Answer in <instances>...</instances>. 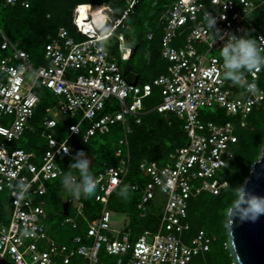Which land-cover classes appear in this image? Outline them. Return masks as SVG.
Here are the masks:
<instances>
[{
    "label": "built area",
    "instance_id": "built-area-1",
    "mask_svg": "<svg viewBox=\"0 0 264 264\" xmlns=\"http://www.w3.org/2000/svg\"><path fill=\"white\" fill-rule=\"evenodd\" d=\"M0 1L29 6L23 0ZM124 1L127 7L120 15L108 0L90 4L93 9L100 7L102 23L95 22L91 10L82 17L78 10L85 5H76L74 34L61 26L56 35L48 36L40 64L0 26V264H75L79 258L99 264L102 252L112 256L114 264H197L212 248L215 237L205 230L191 234V200L204 193L220 195L228 188L229 181L221 173L235 157L237 130L242 127L230 118L248 120L264 106V89L258 82L264 68L247 74L252 91L226 79L220 57L210 56L220 50L222 40L207 28L204 16L208 12L216 16V27L223 33L249 32L264 52V35L247 26L264 0H173L159 18L164 30L161 57L168 63L167 71L143 84L126 76L121 62L131 58L132 48L125 33L116 30L132 28L126 20L136 5L158 1ZM111 36L118 38L117 56L101 43ZM154 37V31L148 32V40ZM28 73L34 76L32 83L27 81ZM37 86L54 100L42 120L41 154L13 145L28 129L36 132L30 123L43 100ZM214 105L215 113L203 111L202 107ZM153 111L175 114L184 122L188 140L171 151L163 164L147 158L140 161L139 176L132 178L130 134ZM60 115L67 119L60 121ZM63 124L69 133L60 137ZM115 126L123 134L115 147L118 160L104 162L95 175L99 183L92 197L101 208L88 215L83 196H69L74 213H63L60 226L79 229L81 220L85 233L60 240L49 224L48 184L69 171L62 159H71L65 151L73 154L70 143L75 137L87 144L97 135L110 134ZM19 180L30 184L23 198L14 191ZM125 185L130 193L139 194L136 208L141 219H153L150 209L157 190L167 196L154 229L136 236L131 224L123 229L112 226L110 202ZM25 230L30 237L22 236Z\"/></svg>",
    "mask_w": 264,
    "mask_h": 264
},
{
    "label": "trees",
    "instance_id": "trees-1",
    "mask_svg": "<svg viewBox=\"0 0 264 264\" xmlns=\"http://www.w3.org/2000/svg\"><path fill=\"white\" fill-rule=\"evenodd\" d=\"M23 1H27L29 6L22 5L21 3H18L16 5H4V3L0 1V26L12 41H21L22 47L28 50L36 63L40 58L43 57L44 50L46 49V44L48 43V36L56 35L59 27L65 26L71 31V33H73L72 17L76 5L86 3L96 5L100 3V0ZM157 1L158 2L156 5H154L153 2L148 1H143L136 5L126 20L127 23L131 24L132 28L130 30H123L121 27H119L116 30V34L121 32L125 33L126 44L132 48L131 58L126 62L125 66V74L130 80L133 78L135 64L139 62L138 60L143 62V67L136 74L135 82L137 83L143 84L149 82L153 78L167 71L168 63L161 57V38L163 36L164 30L163 27L159 26V18L166 10L167 5L170 4L173 0ZM108 3L115 9L117 15L122 14L123 9L127 7L124 0H108ZM93 10L101 9L100 7H98ZM251 23L258 32L264 35V3L253 12ZM150 31L155 32V37L153 40H148L147 38V34ZM101 43L109 50L111 55H117L119 53L118 38L116 36H111L108 39L102 40ZM147 51L149 52L148 57H146V55L144 54ZM2 55L3 53L0 50V58L2 57ZM258 82L260 87L264 89V72L260 75ZM49 102L50 101L46 99L42 100L39 107L35 110V114L31 123H34L33 126L35 127L36 132L28 129L24 134V136L28 137V141L23 145H20V148L25 149L24 146H26L25 150L36 154H41L44 150L45 140L41 136V131L43 129L41 120H43V115L45 114L46 108L51 106ZM262 111V109L254 110L248 117V120L254 121V118L261 116ZM262 117L263 120L259 127H252L251 129H249V147L247 148V146L245 145V138L241 139L239 137V142L235 144V149H238V152L237 154L235 153V157L231 160L235 163V165H228L230 174L233 173L228 180V188H234L244 183L251 169H249L248 163L251 162V167L262 152V144L264 143L263 113ZM218 118L219 117H213L212 119L221 121V118ZM62 128L63 130H65L64 124L60 127L61 131ZM242 129L243 128H241L240 130ZM252 131H254V133ZM115 133H117L118 136H112V134ZM122 135L123 134L120 127L115 126L113 127V130L110 134L101 136L107 137L112 142L117 141L118 143V140ZM97 136L93 137L87 144L81 142L79 139V143L81 142V144L88 146L90 151L89 156L93 160V163L98 158V150L100 151L102 149H95L93 147V143H95L94 140ZM22 139H20L19 141H22ZM187 140L188 137L187 133L184 130V122L175 114H161L158 111L148 113L143 117L141 124H135L133 126V133L130 134V144L132 150L131 170L134 174H139V162L146 158L156 161L159 164H163L167 159L169 153L175 148L185 145L187 143ZM111 141L106 145L101 146L106 147L107 149L109 148L107 153H104V151L100 153V156H102L100 159L102 165L104 162L115 164L118 160ZM78 145L79 144H77L76 141H71L70 146L73 154L79 151ZM243 149L245 150V152L243 151ZM70 160V158L62 159V162L65 161L67 170H69L68 166L70 164ZM59 185L62 187L61 182H59ZM55 186L56 185L52 183L48 184L47 196V198H50V201L53 202L55 207L58 209L57 211L59 213V221L53 225L52 232L58 237V239L68 241V238H72L80 233H85L83 229V222L80 220L79 229L74 230L70 227L62 228L60 226V221L63 217L62 213L60 212H63V207L57 193L55 192ZM220 196L221 194L213 195L210 193H204L191 200V234L200 229L205 231L207 230L206 226L204 227L203 225L198 227L192 221L197 216V212H204L207 207L206 200L208 197L219 198ZM83 199L86 203V213L88 215H93L94 213L92 212L97 211L101 208V204L99 202H95L93 197H83ZM138 199L139 194H134L131 203V207L136 210L135 212L137 214L138 211L136 208V202L138 201ZM234 199L235 197H231L226 203L223 204L221 201L218 202L219 205L217 206L218 208L215 215L216 219L222 223L223 227H225L223 220V210H225V208H227ZM192 202L197 203L198 206L196 207V210H193L194 208L192 209ZM111 206H114L115 209H119L120 211H125L130 208L126 204H121L116 207V205L112 204V200L110 202V207ZM73 213L74 210L73 206L71 205V211L69 214L71 215ZM191 214H193L194 217H191ZM148 219H141L139 218L138 214L137 219H135V221L131 223L132 227L135 230L136 236H138L143 230L149 228L150 222ZM207 233L209 234V232ZM225 244L226 240L223 241L221 249V252L224 255V259H221V261L219 262L215 261L214 258H212V248L209 252H207L209 253L207 255V260L210 264H233L232 258L228 250L226 249ZM107 257L113 258L112 256L107 255L105 252H102L100 264H106L107 262H109L110 260ZM78 264H83V262L81 263L80 260Z\"/></svg>",
    "mask_w": 264,
    "mask_h": 264
},
{
    "label": "clouds",
    "instance_id": "clouds-1",
    "mask_svg": "<svg viewBox=\"0 0 264 264\" xmlns=\"http://www.w3.org/2000/svg\"><path fill=\"white\" fill-rule=\"evenodd\" d=\"M204 20L207 28L215 34L216 39L219 37L222 40L219 55L222 60L224 77L234 85L252 91L254 85L248 83L247 74L264 68V52H262L257 40L249 32L241 35L234 32L223 33L216 27L217 17L209 12L205 14ZM65 152L71 155L68 167L74 171H68L61 176L62 187L75 199L82 196L85 198L94 196L99 181L91 171L88 154L83 150H79L75 154H71L70 149ZM29 188L28 182L19 180L14 191L20 198H23L28 195ZM234 191L235 199L226 209V213L231 219L240 222H255L264 216V196L251 192L246 184L234 187ZM128 194L129 188L125 185L121 188L119 195L126 199ZM22 236L30 237L31 233L25 230Z\"/></svg>",
    "mask_w": 264,
    "mask_h": 264
},
{
    "label": "rangeland",
    "instance_id": "rangeland-1",
    "mask_svg": "<svg viewBox=\"0 0 264 264\" xmlns=\"http://www.w3.org/2000/svg\"><path fill=\"white\" fill-rule=\"evenodd\" d=\"M252 15L253 14H251V16L249 17L250 20L252 18ZM115 17H116V15H115ZM247 26L249 28V31H252L253 25L252 24L250 25V24L247 23ZM115 46H116V44H115ZM148 53H149L148 51L144 53L146 55V57H148ZM219 53H220V50H214V51H212L210 53V56H218V57H220ZM138 61L139 62H137V64H135L133 78L131 79L134 82L136 81L137 72H139L141 70V68L143 67V62L140 61V60H138ZM40 63H43V57L40 58L39 61H37V64H40ZM121 63H122L123 66H126L125 62H121ZM27 81L30 82V83H32L34 81V76L31 73H28ZM36 93L39 96H41L43 100H45V99L48 100L49 98H51L49 92L45 88H43L42 86H37ZM49 101H50L49 103L51 104V106H53L54 103L52 101H54V100L53 99H49ZM202 108H203V111L209 112V113L210 112H214L215 113L217 111V107L215 105L214 106H210V107L205 106V107H202ZM261 109L263 110L261 112V116H258L256 118H254V121H252V120H242V119H239L237 117L230 118V120L234 119V120L238 121L242 125V127H240L237 130V135L241 139L242 138L246 139L245 145L247 146V148L249 147V144H250V141L248 140L249 139V135H250V130L249 129H251L252 127L253 128L259 127L261 122H262V120H263L262 113L264 114V106ZM161 114H165V113H161ZM43 117H44V115H43ZM58 119L60 121H63V120H66L67 117L63 116V115H60L58 117ZM41 122H42V120H41ZM41 122H40V126H41ZM33 125H34V123H30V126H33ZM241 128H243V129L240 130ZM252 132L254 133V131H252ZM68 133L69 132L67 130H63V128H62V131L60 133V137H65V136L68 135ZM112 136L115 137V136H118V135H117V133H115V134H112ZM27 141H28V137L24 136L22 141H14L13 145L15 147H20V145H23ZM73 141H76V143L79 144L78 145L79 146V150H83L89 155L90 151H89L88 146L81 144V142L79 143V138L78 137H75L73 139ZM94 141H95V143H93V147L95 149L102 148L100 151L98 150V152H97V156H98L97 160L93 164H91L92 173L94 175H97L101 170H103V165L100 162V159L102 157V156H100V153L103 152V151H104V153H107V151L109 150V148L107 149L106 147H101V146L102 145H106L111 140L108 139L107 137H103L101 135H98L95 138ZM111 143H112L113 148L115 149L117 141L116 142H112L111 141ZM263 147H264V143L262 144V148ZM24 148L26 149V146H24ZM243 151L245 152L244 149H243ZM235 152L237 154L238 149H235ZM260 155L258 156V158L260 157ZM91 160L92 159L90 158V163H91ZM229 164H230L229 166H231V165L234 166L235 165V163L232 162V161H230ZM250 165H251V162L248 163L249 169L252 167V166L250 167ZM69 171H74V170L69 168ZM221 174L224 176V178L226 180H229L233 173L230 174L229 167H228L226 169H223ZM130 176H132V178H134V177L139 176V174H134L133 171L131 170L130 171ZM59 182H61V179L52 180L51 181L52 184L56 185L55 186V192L57 193V195H58V197L60 199V202L62 204V207H63V212H60V213L69 214L70 211H71V205H72L69 202V196L70 195L64 190L63 187H61L59 185ZM119 192L120 191L116 192L115 195L113 196L112 204L116 205V207L121 205V204H126L130 208H128L125 211H120L119 209H115L114 206L113 207L111 206V209H112L111 222H112V226L113 227L118 228V229H123L124 227H126L129 224H131L132 222H134L135 219H137L138 214L135 212L136 210L133 209V207H131V203H132V199H133L134 194L129 192L128 197L125 199V198H123V197H121L119 195ZM231 197H235V191H234L233 187L225 189L222 192V194H221V196L219 198L208 197L207 200H206V205H207L206 209L204 210V212H200V211L197 212L196 213L197 216L192 221L198 227L203 226V225H204V227L206 226L207 227L206 231L209 232V234H211L213 237H215V240L212 243V249L213 250H212V254L211 255H212V258H214V260L217 261V262L221 261V259H224V255L221 252V249H222L223 241H225V240L227 241V237H226V232L227 231L225 230V227H223L222 223L219 222L216 219L215 213H216L217 208H218L217 206L219 205L218 202L221 201L222 204L226 203L228 201V199H230ZM167 200H168V198H167V196L164 193H162L160 190L156 191V193L154 195V199L152 201L151 209H150V213L153 216V219H148L149 222H150V226H149L150 229H154V227H155V225L157 223V219L160 218L161 215L163 214V211H164L165 205L167 203ZM48 201H49V204H48L47 210L49 211V214H50V223L49 224H50L51 227H53V225L56 224L59 221V213L57 211L58 209L55 207L53 202L50 201V198H48ZM192 205H193L192 209L194 208L193 210H196V207L198 206L197 203L196 202L195 203L192 202ZM6 208H7L6 210H9V208H10L9 205H6ZM227 208H225V210H223L224 226H225L227 218H228V214L226 213V209ZM191 217H194V215L191 214ZM202 220H203V222H202ZM219 253H221V254H219ZM208 254L209 253H206L204 256H201L196 261V263L197 264H210L209 261L207 260V258H208L207 255ZM107 258L110 261H113V258H110V257H107Z\"/></svg>",
    "mask_w": 264,
    "mask_h": 264
},
{
    "label": "water",
    "instance_id": "water-1",
    "mask_svg": "<svg viewBox=\"0 0 264 264\" xmlns=\"http://www.w3.org/2000/svg\"><path fill=\"white\" fill-rule=\"evenodd\" d=\"M243 184L251 192L264 196V147ZM225 228V246L233 264H264V216L255 222H240L228 215Z\"/></svg>",
    "mask_w": 264,
    "mask_h": 264
},
{
    "label": "bare ground",
    "instance_id": "bare-ground-1",
    "mask_svg": "<svg viewBox=\"0 0 264 264\" xmlns=\"http://www.w3.org/2000/svg\"><path fill=\"white\" fill-rule=\"evenodd\" d=\"M85 6V12L82 14V17H87L89 16V14L87 13L89 10L92 11V15L94 17V20L95 22L97 23H102L104 21V16L103 14L101 13V10H93L91 8V5L90 4H84Z\"/></svg>",
    "mask_w": 264,
    "mask_h": 264
},
{
    "label": "crops",
    "instance_id": "crops-1",
    "mask_svg": "<svg viewBox=\"0 0 264 264\" xmlns=\"http://www.w3.org/2000/svg\"><path fill=\"white\" fill-rule=\"evenodd\" d=\"M91 164H93L92 161H91ZM80 260H81V263L83 262V264H87V262H86L85 260L80 259V258L75 262V264H78ZM114 262H115V260H113V261H109V262H107L106 264H114ZM100 263H101V262H100ZM100 263H99V264H100ZM73 264H74V263H73Z\"/></svg>",
    "mask_w": 264,
    "mask_h": 264
},
{
    "label": "snow or ice",
    "instance_id": "snow-or-ice-1",
    "mask_svg": "<svg viewBox=\"0 0 264 264\" xmlns=\"http://www.w3.org/2000/svg\"><path fill=\"white\" fill-rule=\"evenodd\" d=\"M80 13H84L85 12V7H81L79 10H78ZM79 22V21H78Z\"/></svg>",
    "mask_w": 264,
    "mask_h": 264
}]
</instances>
